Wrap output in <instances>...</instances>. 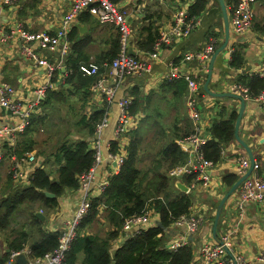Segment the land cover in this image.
Masks as SVG:
<instances>
[{
    "label": "crops",
    "instance_id": "crops-1",
    "mask_svg": "<svg viewBox=\"0 0 264 264\" xmlns=\"http://www.w3.org/2000/svg\"><path fill=\"white\" fill-rule=\"evenodd\" d=\"M113 1L118 7L127 11L133 29L130 46L133 47L138 58L147 59L151 50L142 48L146 45L147 40L148 32L145 31V28H150L152 33L159 34L161 30L174 24L176 14L187 13L195 0ZM263 1L253 0L254 26L247 33L237 34L230 25L229 43L217 56L208 85L213 92L234 93L231 91V87L246 77L253 74L262 76L264 31L259 28V25L264 21ZM70 4L69 0H21L13 4H5L0 0V86L4 83L11 85L14 98L23 101H36L38 99L37 89L45 86V94L39 97L38 109L33 113L45 117V126L40 127L42 133H45V129L47 133H55L52 129V125L56 123L54 119L71 120L75 118L73 122L75 124L84 114L82 112L91 115L95 109L103 108L104 99L98 95L100 91L94 87L97 81L90 88L91 93L87 99L83 97L82 93L84 92L80 88L79 82L71 83L65 82V80L67 74L72 71L71 64L74 63L72 61L78 65L95 63L99 66L98 73L95 74L97 80L104 79L107 85H111L114 70L110 60L113 56L114 44L119 37L118 29L113 23H101L91 8H86L77 17L59 47L55 49H49L39 42L28 43L17 36L4 38L3 33L21 27L30 32L55 34L61 29ZM198 19L199 23L187 36L177 37L163 43L159 57L153 60L150 71L139 75L127 74L117 85L115 98L105 109V115L109 117L110 121L99 136L103 162L95 170L91 179V198L100 196L104 191L101 190V185L104 182L108 183L109 178L119 171L115 169V165L108 158V146L111 140L116 139L114 132L120 114L118 105L120 98H132L133 106L136 108L133 111L135 113L131 114L127 144L129 145L131 142L133 134V137L138 140L137 165L142 169L140 162L144 161L146 165L152 166L159 160L158 165H155L154 172L147 171L143 174L145 183L155 180L159 173L158 170L169 172L170 164L164 160L162 149L168 144L175 123L177 122L178 126L190 124L193 128L189 110V83L182 76L168 79L173 68L177 67L181 75L188 73L199 84V91L196 94L197 105L201 111L200 121L203 126V135L208 140L212 137L211 127L215 121L227 120L234 112L238 114L241 107V101L238 98L213 96L204 89L211 58L226 38L225 19L219 2L208 0L205 11ZM77 25L86 28L81 30ZM211 43L217 48L210 59L204 63L185 58L186 53L200 50ZM28 45L32 46L38 58L46 59L51 64H59V67L52 74H48L45 65H39L26 53L25 48ZM235 51L242 56L243 66L241 68L232 65ZM48 91L56 93L47 96ZM245 100V111L239 133L251 148L255 161L260 163V172L264 174V106L255 97ZM43 101L44 104H42ZM45 101H47L46 104ZM20 123V117L14 115L11 110L0 107V131H2L0 145L3 152L0 171H3V167L7 163L9 164V161L11 168L13 157L16 155L8 154L9 148L7 150L6 147L17 145L20 134L26 128L19 131L17 127ZM74 127L79 130H77L79 133L72 136L87 140L89 146L94 149V143L98 140V136L95 133L90 136L87 128L82 124ZM66 133L64 130L57 131L59 135ZM37 139L38 147L36 144V147L27 153L28 158L22 163V175L18 179L11 175L10 168H8V172L6 170L0 174V202L7 198L14 189L29 186L38 167L49 169L52 172L51 178L56 175L58 166L51 162L47 163V160L52 161V156L49 155L57 145L50 149H46L45 145L41 148L43 143L38 137ZM154 145L158 147L157 150ZM39 150H44V152H38ZM241 158H246L252 163L246 148L235 138L234 141L223 145L220 160L214 164L212 169L209 168L206 185L199 183L193 187V190L184 192L177 186L178 181L170 178L167 195L165 197L163 194L164 197L168 196L169 199H173L182 193L191 194L193 196L191 214L204 215L205 218L204 224L194 235L196 243L194 244V254L198 251L200 242L218 241L213 234V216H215L218 202L230 189L225 185L224 177L229 173H234L237 181L248 172L244 175L239 172ZM181 181L187 186L193 183L190 176L183 177ZM239 190L240 186L226 202L217 232L220 238L229 237L234 253L241 254L247 260L255 261L258 254L264 250V202L250 203L246 206L245 211L240 213L236 208ZM82 196L83 193L79 189L67 190L58 198L56 207L45 206L41 201L33 203L26 201L19 205L13 215L7 218L8 222L4 226L5 228L0 227V260H4L6 254L12 252L8 246L9 239L17 237L25 231L29 236L24 251H26L29 261L32 260L31 245L41 237L39 229L45 232H61L65 222L74 216ZM36 212H42L44 219H40ZM104 217L105 213L102 211L99 220L92 223L88 231L101 234L100 231L93 230L94 224L100 223L105 225L103 233L105 234L110 226ZM155 218L160 217L155 216ZM185 228L184 224L177 226L175 222L172 223L166 229L171 236L167 242L183 233ZM125 240L124 237L115 239L113 249L121 246ZM83 256V253L79 254L78 262L82 261ZM6 264L17 263L13 259L11 262L7 261Z\"/></svg>",
    "mask_w": 264,
    "mask_h": 264
},
{
    "label": "trees",
    "instance_id": "trees-1",
    "mask_svg": "<svg viewBox=\"0 0 264 264\" xmlns=\"http://www.w3.org/2000/svg\"><path fill=\"white\" fill-rule=\"evenodd\" d=\"M176 1V0H172ZM228 10L237 0H225ZM208 0H195L189 7V16H200L207 7ZM264 6V1H263ZM264 31V21L259 25ZM147 30L146 45L142 46L147 50H152L154 42L159 34H154ZM119 49V39L114 44V52L110 61L117 55ZM71 64L72 71L66 76L65 82L77 81L83 89V97L88 99L90 88L97 81L96 75H86L75 61ZM242 56L239 52L233 53L232 65L241 68L243 65ZM240 84L249 88L252 97L258 96L264 89V76L253 74L246 77ZM184 85L182 84V87ZM92 91V90H91ZM55 91H48L47 96L54 95ZM103 108L95 109L91 115L85 112L74 125H83L87 128L90 136L95 133L96 125L105 116V109L108 103L104 101ZM47 101H45V104ZM44 104V101L43 103ZM130 106V113L136 108ZM83 109V107H82ZM238 114L232 113L227 120L215 121L211 127L212 137L203 146V152L207 159L215 164L221 158L222 147L235 140V122ZM177 123V122H176ZM172 128L168 144L162 149V155L166 162L170 164L168 170L187 160V153L179 143L191 134L193 128L190 124L184 126L176 125ZM45 126V117L41 114H33L24 132L20 134L16 146L6 147L8 154L22 158L28 155L37 144V133L40 127ZM134 132V131H133ZM138 140L131 136V142L127 147L128 156L117 173L109 178L108 184L100 196L91 198V207L87 215L83 218L78 235L67 252L66 262L69 264H191L194 256V244L179 247L176 250L169 249L166 242L170 239L167 228L179 217L191 213L193 196L182 193L179 196L169 199L166 191L170 184V177L167 170H158L155 180L145 183L143 170L137 165ZM6 146V145H5ZM117 141L111 140L110 150L115 152ZM44 150H39L41 152ZM52 161L47 163L58 166V171L54 178L52 172L46 168L38 167L31 180V184L24 188H16L11 194L0 202V227L5 228L7 218L11 217L17 207L24 202L41 201L49 207L58 205V198L67 190L79 189L81 176L88 172L94 164L95 149L89 146L85 139L74 138L67 134L54 151L50 152ZM48 164V165H49ZM191 177V176H190ZM236 182V175L229 173L224 177V183L231 187ZM45 191L55 194V197H48ZM165 197H164V195ZM167 199V200H166ZM146 207L154 210L159 215L161 225L149 226L146 229L126 238L125 242L113 249V241L122 236L123 223L126 218L142 213ZM105 213L106 223L110 229L104 235L89 232L92 223L99 220L101 212ZM214 219V216H213ZM41 237L31 245V256L43 257L52 252L59 244L61 232L41 231ZM27 232H22L17 237L9 239V248L12 251H22L28 241ZM83 253V259L78 262L79 254ZM10 253L6 254L0 264L9 261Z\"/></svg>",
    "mask_w": 264,
    "mask_h": 264
},
{
    "label": "built area",
    "instance_id": "built-area-1",
    "mask_svg": "<svg viewBox=\"0 0 264 264\" xmlns=\"http://www.w3.org/2000/svg\"><path fill=\"white\" fill-rule=\"evenodd\" d=\"M2 1L5 4H13L21 0ZM69 1L71 3L69 10L65 14L61 29L58 30L57 33L50 34L48 32H30L18 27L16 29H12L10 32L3 33V37L15 38L17 36V38L26 40L28 43L39 42L43 46L49 47V49H55L59 47L68 31L71 30L77 17L86 8H91L101 23H113L116 25L119 32V49L117 55L110 62L114 70L112 84L107 85L104 79H98L94 86L96 90L100 91L98 95L108 104L115 98L116 87L125 75H139L146 71H150L153 60L159 57L163 43H167L177 37L187 36L199 23V16H189L188 12H180L176 14L174 24L160 31L159 37L154 42L152 50L148 53V58L141 59L136 55H131L129 53L133 29L129 22L126 10L118 7L113 0ZM252 2L253 0H237V2L230 7V25L235 33L242 35L247 33L254 26L255 12ZM216 48L217 47L211 43L205 48L186 53L185 58L204 63L210 59ZM25 51L39 65H45L47 67L48 74H52L59 67V64H51L47 62L46 59L38 58L31 45H28L25 48ZM63 52H65L64 49ZM80 69L86 75H95L98 73L99 66L95 63L82 64ZM181 76L189 83V110L193 121V130L188 137H185L180 141L182 148L187 153V160L184 163L171 167L168 175L176 182L181 181L185 176H191L193 183L192 185L187 186L188 190L186 191L189 192L199 183L206 185L209 178V168L212 169L215 163L212 160L207 159L203 152V146L208 141V138L203 135V126L200 121L201 111L198 109L197 105L196 94L199 91V84L188 73L181 75L178 72L177 67L173 68L172 72L168 76V79H176ZM262 76H264V66ZM231 91L242 95L245 99L253 98L249 93V88L240 83L233 85L231 87ZM36 92L38 99L39 97L44 96L45 86L39 87ZM255 98L264 106V89ZM38 99L36 101H23L16 99L14 98V92L11 85L4 83L0 86V107L6 110H11L14 115L20 117L21 123L17 127L19 128V131H22L29 124L31 114L37 111L39 104ZM132 102L133 99L130 97H122L119 99L118 105L120 108V114L114 132L116 137L115 140L117 141V149L115 152H112L110 150V143L108 146V158L110 162L115 165V169H117V171L121 168L125 158L128 156L127 132L130 128V120L132 119V115L130 113V106ZM109 121V117L105 115L96 125L95 134L98 136V140L94 143V164L88 172L81 176L79 190L82 191L83 196L78 203L74 216L65 222L64 229L61 231L58 246L52 252L43 257L32 258L28 264H69L66 262L67 252L78 235V230L83 218L87 215L91 207V179L93 178L95 170L103 162L99 136L109 125ZM1 132L2 131H0V133ZM13 158L10 173L15 179H18L22 175V163L27 160L28 155L22 158ZM1 159H3V152L0 145V160ZM251 166L252 163H250L248 159L241 158L238 170L242 175H244ZM260 167V163L255 161L253 164V171L240 184V190L236 201V208L240 213L244 212L246 206L250 203L264 202V174L260 172ZM107 184L108 183L104 182L101 185V190H104ZM155 216L159 215L155 214L153 209L146 207L142 213L126 218L123 223L121 237H124L125 240V238L135 235L151 225H156L155 220L159 218H155ZM204 222V215H194L190 213L179 217L175 221V225L180 226L184 224L186 227L185 231L167 242V248L176 250L184 245L191 243L196 244L194 241V235ZM221 241L222 242L216 241L213 243L200 242L199 249L194 254L192 264H264V250L258 254L255 261H250L241 254H236L232 251L228 236L222 237ZM22 252L26 253L24 250L12 251L9 258L10 262Z\"/></svg>",
    "mask_w": 264,
    "mask_h": 264
},
{
    "label": "water",
    "instance_id": "water-1",
    "mask_svg": "<svg viewBox=\"0 0 264 264\" xmlns=\"http://www.w3.org/2000/svg\"><path fill=\"white\" fill-rule=\"evenodd\" d=\"M219 2V5L221 7L224 19H225V30H226V38L225 41L217 48V50L214 52L210 64H209V72H208V78L204 84V89L207 93H209L210 95L213 96H217V97H224V96H231V97H236L241 101V107L240 110L238 112V116L236 118V122H235V130H234V134H235V138L236 140L244 147L246 148V150L248 151V153L250 154L251 160H252V166L251 168L248 170V172L242 176L241 178H239L231 187L230 189L224 194V196L220 199V201L217 204L216 207V212H215V216H214V221H213V234L214 237L216 238V240H218L219 242L221 241V238L218 236V232H217V227L219 224V220L221 217V214L223 212V209L225 207L226 202L228 201V199L230 198V196L237 190V188L240 186V184L243 182V180L245 178H247L251 172L253 171V164L255 162L253 153L251 148L249 147V145L247 144V142H245V140H243V138H241L240 136V124H241V120L243 118V114L245 111V105H246V100L245 98L240 95V94H236V93H226V92H213L210 88H209V82L211 80V75L213 72V67H214V62L217 58V56L220 54V52H222L227 44L229 43V39H230V18H229V10L226 4L225 0H217ZM78 27L81 28V30L85 29V26H80L77 25ZM129 53L131 55H136V52L133 50L132 46H129ZM177 186L183 190L184 192H186L188 190L187 185H185L182 181H178L177 182ZM45 194L48 197H55V194L49 192V191H45ZM36 215L40 218V219H44V214L42 212H36ZM156 225H161V221L159 219L155 220ZM10 251V250H9ZM15 263L17 264H28L29 263V258L27 257V254L25 252H22L20 254H18L15 258Z\"/></svg>",
    "mask_w": 264,
    "mask_h": 264
},
{
    "label": "rangeland",
    "instance_id": "rangeland-1",
    "mask_svg": "<svg viewBox=\"0 0 264 264\" xmlns=\"http://www.w3.org/2000/svg\"><path fill=\"white\" fill-rule=\"evenodd\" d=\"M55 121H56V123H55V125H52V129H53V132H55L54 134L53 133H47V130L45 129V133H42L41 132V129H40V131L38 132V133H40V134H38L37 135V137L39 138V140H40V142L42 141V147L41 148H43L44 147V145L46 146V149H50V148H53V147H55L56 145L58 146V144L65 138V135L66 134H69V135H74V136H76V134H78L79 132V130L76 128V127H74L75 125L73 124V122H74V120H75V118H72L71 120L69 119V120H63V119H54ZM59 130H64L65 132H67L66 134H63V135H59V134H57V131H59ZM73 130V132H70V131H72ZM78 130V131H77ZM42 133V134H41ZM48 134V135H47ZM48 136V137H47ZM74 136H72V137H74ZM48 138V139H47ZM75 138V137H74ZM43 140H48V141H43ZM149 145V144H148ZM154 147H155V149L157 150L158 149V147L156 146V145H154ZM4 162L6 161V159L5 160H3ZM159 161V160H158ZM158 161L157 162H155V164L154 165H152V166H148V165H146L145 164V162L143 161V162H140V164H141V167H142V169H143V174L145 173V172H150V173H152V172H154V170H155V168H156V166L155 165H158ZM4 165V164H3ZM10 161H9V164L7 163V165H5L4 167H3V171H6L7 170V172H8V168H10ZM151 169H152V171H151ZM2 170L0 171V174L3 172ZM222 215V214H221ZM221 218V217H220ZM220 221V220H219ZM105 225L103 224H100V223H95L94 224V228H93V230L94 231H100V233L101 234H103L104 233V229H105V227H104ZM64 229V228H63ZM63 229H62V231H63ZM104 235V234H103ZM194 250H195V248H194Z\"/></svg>",
    "mask_w": 264,
    "mask_h": 264
}]
</instances>
